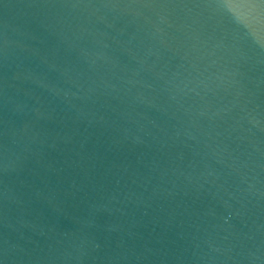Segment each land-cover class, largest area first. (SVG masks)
I'll list each match as a JSON object with an SVG mask.
<instances>
[{
    "label": "water",
    "instance_id": "water-1",
    "mask_svg": "<svg viewBox=\"0 0 264 264\" xmlns=\"http://www.w3.org/2000/svg\"><path fill=\"white\" fill-rule=\"evenodd\" d=\"M0 264H264V0H0Z\"/></svg>",
    "mask_w": 264,
    "mask_h": 264
}]
</instances>
